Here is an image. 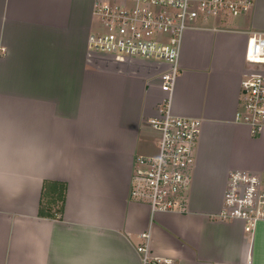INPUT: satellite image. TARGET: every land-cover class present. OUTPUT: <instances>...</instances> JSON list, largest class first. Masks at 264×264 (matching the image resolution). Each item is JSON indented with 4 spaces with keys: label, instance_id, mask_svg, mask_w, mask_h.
Returning <instances> with one entry per match:
<instances>
[{
    "label": "crops",
    "instance_id": "crops-1",
    "mask_svg": "<svg viewBox=\"0 0 264 264\" xmlns=\"http://www.w3.org/2000/svg\"><path fill=\"white\" fill-rule=\"evenodd\" d=\"M94 3L0 0V264H142L145 231L152 254L172 264H264V221L251 236L216 219L230 171L264 175V129L235 119L264 0L234 19L200 15L184 31L172 108L200 118L201 132L187 210L153 215L129 189L135 157L152 154L159 72L151 61L92 58ZM45 179L67 183L61 218L38 215Z\"/></svg>",
    "mask_w": 264,
    "mask_h": 264
},
{
    "label": "built area",
    "instance_id": "built-area-1",
    "mask_svg": "<svg viewBox=\"0 0 264 264\" xmlns=\"http://www.w3.org/2000/svg\"><path fill=\"white\" fill-rule=\"evenodd\" d=\"M128 1L136 2L128 5ZM256 0H95L94 14L103 31L88 36V51L104 65L131 66L139 61L156 63L164 96L157 114L150 119L161 133L158 153L135 157L129 198L147 204L155 212H185L192 181V168L202 120L181 116L172 108L173 92L179 76L182 37L189 23L200 15L217 20L250 12ZM155 6L169 11L151 9ZM242 79V100L235 119L247 124L253 134L264 129V31L249 39ZM218 218L240 221L253 236L264 221V175L246 170L229 172ZM137 246L142 264H172L173 258L152 254L149 232L141 233ZM250 261V260H249Z\"/></svg>",
    "mask_w": 264,
    "mask_h": 264
},
{
    "label": "trees",
    "instance_id": "trees-1",
    "mask_svg": "<svg viewBox=\"0 0 264 264\" xmlns=\"http://www.w3.org/2000/svg\"><path fill=\"white\" fill-rule=\"evenodd\" d=\"M67 183L60 180L45 179L39 203L38 215L61 218L65 211Z\"/></svg>",
    "mask_w": 264,
    "mask_h": 264
},
{
    "label": "rangeland",
    "instance_id": "rangeland-1",
    "mask_svg": "<svg viewBox=\"0 0 264 264\" xmlns=\"http://www.w3.org/2000/svg\"><path fill=\"white\" fill-rule=\"evenodd\" d=\"M120 1L123 2V0H120ZM127 3L130 6H133V5L136 4V2H131V1H128ZM151 9L157 10V11H163V10L169 11V8H165V7H162V6H155V7H152ZM223 17L226 18V19H234V18H236L233 15H228V16H224L223 15ZM212 19L213 18H211V20ZM104 29L105 28L103 27L99 17L96 16L95 14H93V19H92V24H91V29H90L91 32L103 31ZM102 62H103V60L100 58L98 63H102ZM160 135H161L160 131L155 129V128H153L152 126H151V128L147 129L146 136H147V144L149 146L148 150L150 151L149 153H152V154H149V155H155V154L158 153L159 140H160V137H161ZM142 204H144V203H142ZM187 207H188V200H187ZM216 219L217 220H222V221H230V220H225V219L218 218V217H216Z\"/></svg>",
    "mask_w": 264,
    "mask_h": 264
}]
</instances>
